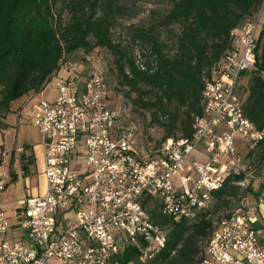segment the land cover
Segmentation results:
<instances>
[{
	"label": "built area",
	"instance_id": "obj_1",
	"mask_svg": "<svg viewBox=\"0 0 264 264\" xmlns=\"http://www.w3.org/2000/svg\"><path fill=\"white\" fill-rule=\"evenodd\" d=\"M263 26L264 4L231 31L230 47L206 74L192 136L168 137L154 150L137 147L136 124H121V109L109 102L105 49L63 60L18 108L40 133L46 189L18 199L15 217L0 202V264H120L128 246L147 263L166 248L169 228L153 220L146 200L157 199L175 221H193L230 175L243 188L257 178L260 186L214 222L199 264H264V173L249 156L264 127L245 114L241 85L245 73L264 78ZM33 164L26 144L1 147L0 194L14 177H32Z\"/></svg>",
	"mask_w": 264,
	"mask_h": 264
},
{
	"label": "trees",
	"instance_id": "obj_2",
	"mask_svg": "<svg viewBox=\"0 0 264 264\" xmlns=\"http://www.w3.org/2000/svg\"><path fill=\"white\" fill-rule=\"evenodd\" d=\"M57 1L0 0V119L11 111L15 100L40 92L63 60L80 58V51L99 47L115 55L119 84L127 88L126 95L134 105L150 111L152 121L165 129L158 148L168 137L192 136L195 117L203 111L206 74L230 47L231 31L264 4V0H172L173 6L148 31L182 22L177 48L168 52L159 36L136 29L137 36L150 45L149 56L143 54L146 60L142 57V68L137 57L112 36L111 0L104 14H99L98 0H67L70 17L66 22L55 9ZM258 54V64L264 69V26ZM172 106L181 114L173 115ZM244 112L264 127V78L256 72L251 74ZM1 125L7 127L3 121ZM249 156L259 168L264 161V140ZM239 179L230 175L215 192L214 204L193 221H175L162 212L157 199H147L153 220L169 228L167 246L147 263L138 261L137 247L128 246L119 256L120 264H199L215 227L213 212L253 191L252 185L242 188L237 184Z\"/></svg>",
	"mask_w": 264,
	"mask_h": 264
},
{
	"label": "rangeland",
	"instance_id": "obj_3",
	"mask_svg": "<svg viewBox=\"0 0 264 264\" xmlns=\"http://www.w3.org/2000/svg\"><path fill=\"white\" fill-rule=\"evenodd\" d=\"M108 0H98L99 3V14H104L105 11L109 8ZM67 0H58L55 9L61 14L62 20L66 22L70 17V11L66 6ZM112 5V14L114 20V26L112 28L113 38L121 42L124 46L127 47L129 53L134 54L137 58H144L149 56L148 46H150L147 41H144L142 37H138V31L136 29L142 28L147 34H154L159 36L161 42L165 45V49L168 52H174L177 48L178 37L181 33L183 23L176 22L170 26H157L154 30L148 31L152 26L157 25V21L160 20L161 16L167 12L172 6V0H111ZM107 54L109 71V97L110 104L113 107L121 109L123 113V118L121 124H131L133 122L136 124L135 128V140L137 147L142 151L154 150L158 148L163 136L165 134V129L160 126L158 123L152 121V114L150 111H145L142 108H139L134 105L131 98L126 95V87H122L119 84L117 78V67L115 65V55L109 51L105 50ZM143 54H146L145 56ZM141 55L142 57H139ZM149 59V58H148ZM250 74L245 73L241 80V85L247 93ZM54 91L53 87H50L49 94ZM135 94L133 93V96ZM25 99V98H24ZM23 99V100H24ZM23 103V102H21ZM22 105V104H21ZM14 106V107H13ZM11 108V112L8 114L7 118L13 126L8 134V143L17 144H27L30 146V152H36V146L32 148V144L35 145L38 139L39 133L34 125L27 123L25 119H20L14 110H16V104ZM173 115L177 116L181 114V110L177 107L172 106L171 108ZM4 141L3 133L0 131V147ZM147 146H146V144ZM27 146V147H29ZM149 146L150 149H147ZM259 165L258 163H256ZM255 167V166H254ZM257 172L264 173V161L257 167ZM27 177L26 175H20L18 178H15L11 181L10 188L15 190L19 195L25 196L28 194L31 188L33 189L39 183L41 184V179L38 183L37 180H33L30 184L31 188H27ZM253 191H256L260 186V179L257 178L252 181ZM243 188V187H242ZM247 196L250 199L253 198V193L248 192ZM240 200L237 198L233 200V205L229 207H222L216 209L213 212L212 217L214 222H216L221 216L229 213L237 205ZM8 213L11 217L16 216L17 210L15 207H9ZM204 242H200L203 247Z\"/></svg>",
	"mask_w": 264,
	"mask_h": 264
},
{
	"label": "crops",
	"instance_id": "obj_4",
	"mask_svg": "<svg viewBox=\"0 0 264 264\" xmlns=\"http://www.w3.org/2000/svg\"><path fill=\"white\" fill-rule=\"evenodd\" d=\"M49 89H50V87L46 91L47 92V95L53 96L55 94V89H54V91H52L51 94H49ZM26 97L27 96H23V97L15 100L12 103V106L16 104V107L17 108L14 111H15L16 115L20 119H25L22 116H19V114H18V108L21 106V104H22L21 102H23L25 100L24 98H26ZM8 114H7V116H8ZM7 116L5 118L1 119V124H2V121L7 124V127H2V125L0 126V131L3 133V136H4V141L2 142L1 147H3V146H13V145H17L16 142L10 143V144L8 143L9 141H8V138H7V134H8V132L11 129H13L12 128L13 123H11L9 121V119L7 118ZM26 122L27 123H30L28 120H26ZM38 133H39V131H38ZM27 146H29V145H27ZM35 146L37 148V153L34 152V151L33 152H30L29 151L30 146L28 147V153L30 155H33L34 156V164L32 165L31 168H29V171L32 170L33 175H32V177H27V188H29V187L31 188V186H30V184H32L31 182L33 180H37V177H38V183H39V180L40 179H41L42 182H41V184L39 183V185H37L33 189L31 188V190H29L28 194L25 195V196L19 195L15 190H13L12 188H10V185L11 184H9L8 188L2 194H0V202H3L5 204V206H6L7 209L9 207H15V209H17L18 206H17V202L16 201L18 199L27 197L28 195H41V194H43L45 192V189H46V180H45V177H44V175L42 173L43 172V168H44V148H43V146L41 144L40 133H39L38 139L36 141V144L35 145L32 144V148L34 149ZM15 178H18V176L14 177V179ZM263 211H264V209H263Z\"/></svg>",
	"mask_w": 264,
	"mask_h": 264
}]
</instances>
